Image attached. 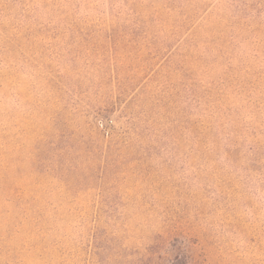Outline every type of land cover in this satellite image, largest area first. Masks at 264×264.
Here are the masks:
<instances>
[{
  "label": "rangeland",
  "instance_id": "obj_1",
  "mask_svg": "<svg viewBox=\"0 0 264 264\" xmlns=\"http://www.w3.org/2000/svg\"><path fill=\"white\" fill-rule=\"evenodd\" d=\"M0 264H264V0H0Z\"/></svg>",
  "mask_w": 264,
  "mask_h": 264
}]
</instances>
